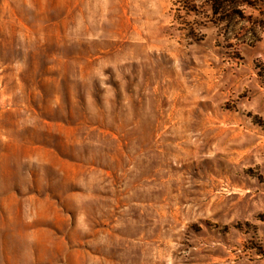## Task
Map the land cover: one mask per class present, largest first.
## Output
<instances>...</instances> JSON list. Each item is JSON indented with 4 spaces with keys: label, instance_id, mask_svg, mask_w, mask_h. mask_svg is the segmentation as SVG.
<instances>
[{
    "label": "rangeland",
    "instance_id": "rangeland-1",
    "mask_svg": "<svg viewBox=\"0 0 264 264\" xmlns=\"http://www.w3.org/2000/svg\"><path fill=\"white\" fill-rule=\"evenodd\" d=\"M0 0V264H264V0Z\"/></svg>",
    "mask_w": 264,
    "mask_h": 264
},
{
    "label": "trees",
    "instance_id": "trees-1",
    "mask_svg": "<svg viewBox=\"0 0 264 264\" xmlns=\"http://www.w3.org/2000/svg\"><path fill=\"white\" fill-rule=\"evenodd\" d=\"M210 2L211 6H216V4L224 2L223 0H207Z\"/></svg>",
    "mask_w": 264,
    "mask_h": 264
}]
</instances>
